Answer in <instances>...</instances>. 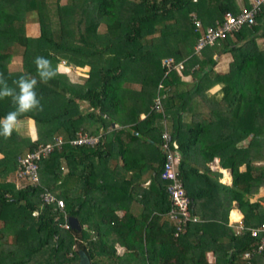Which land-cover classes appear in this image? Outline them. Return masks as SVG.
<instances>
[{
	"label": "trees",
	"instance_id": "obj_1",
	"mask_svg": "<svg viewBox=\"0 0 264 264\" xmlns=\"http://www.w3.org/2000/svg\"><path fill=\"white\" fill-rule=\"evenodd\" d=\"M247 5L248 0H0V73L8 84L16 87L21 75L39 81L36 57L49 59L58 73L37 84L42 110L19 118L28 120L35 140L15 130L7 139L0 136V264H80L83 258L86 264H264V251L243 258L256 242L248 230L264 223V197L249 201L264 187V6L254 25L194 51L206 27ZM222 55L230 62L215 70ZM15 56L20 69L11 71ZM166 58L182 62V69L165 74ZM215 86L218 91L210 93ZM157 95L163 96L161 112L151 110ZM13 110L11 98L0 99V118ZM163 122L177 144L189 213L198 219L176 236L165 216L167 183L160 179ZM111 123L119 128L103 141L98 133ZM80 131L98 141L68 145ZM55 137L64 144L38 161L37 184L17 178L16 159ZM135 143L149 148L139 162L130 154ZM113 152L130 178L104 166ZM214 158L230 170V186L218 184V174L208 175L206 164ZM147 171L149 182L142 187ZM197 177L202 188L195 186ZM43 193L62 200L63 208L39 200ZM233 202L243 216L241 231L227 225ZM132 203L140 205V215L130 213ZM63 215L75 218L79 230L62 229Z\"/></svg>",
	"mask_w": 264,
	"mask_h": 264
},
{
	"label": "built area",
	"instance_id": "obj_2",
	"mask_svg": "<svg viewBox=\"0 0 264 264\" xmlns=\"http://www.w3.org/2000/svg\"><path fill=\"white\" fill-rule=\"evenodd\" d=\"M264 6V0H248L247 7H242L236 14L230 12L224 13L221 21H215L213 26H208L203 30V33L197 38L194 46V51L197 53L205 46H212L224 40L228 35L238 31L242 27H249L254 25L255 17ZM195 27H199L198 21L194 22ZM162 67L165 69V74L172 70H181L182 62L175 63L173 59L166 58L161 61ZM162 88V84L157 85V91ZM161 98L163 96H156L153 100L151 110L154 112H161ZM97 137L89 136L87 133L78 132L74 139L68 141L70 146H92L98 141ZM32 141L35 138H31ZM64 140L61 137H55L47 144L37 145L31 152L18 157L16 159V176L17 178H26L32 185L37 184V163L40 159L48 156L54 150H60ZM158 148L164 157L160 179L165 181V192L169 201V209L165 213L167 219L175 226V236L183 229L187 223H194L198 219L191 216L188 210L189 199L186 196L181 180L178 177L177 164L179 155L177 152V144L172 140L170 133L166 129L163 122V129L160 133ZM39 200L44 203L55 202L57 208H63V201L55 199L52 194L43 193L39 195ZM64 222L61 228L67 230L69 228L67 217L63 215ZM242 227H239V231ZM249 236L255 239V247L246 251L243 258L247 259L253 254H258L264 251V223L255 228L248 230Z\"/></svg>",
	"mask_w": 264,
	"mask_h": 264
},
{
	"label": "clouds",
	"instance_id": "obj_3",
	"mask_svg": "<svg viewBox=\"0 0 264 264\" xmlns=\"http://www.w3.org/2000/svg\"><path fill=\"white\" fill-rule=\"evenodd\" d=\"M34 63L37 67L39 81L35 77L21 75L13 81L16 87H12L8 84L4 73H0V99L11 98L14 105L13 111L0 118V136L6 139L16 129L20 117L29 112L42 110V105L36 93L37 84L40 82L47 84L58 74L56 69L52 67L51 61L45 57H36Z\"/></svg>",
	"mask_w": 264,
	"mask_h": 264
},
{
	"label": "crops",
	"instance_id": "obj_4",
	"mask_svg": "<svg viewBox=\"0 0 264 264\" xmlns=\"http://www.w3.org/2000/svg\"><path fill=\"white\" fill-rule=\"evenodd\" d=\"M257 41H260L258 45H261V40H257ZM229 61V58L227 56H220L218 61H217V64L216 66H218L217 68H221V71H223L225 68L224 66L228 63ZM189 77H185L184 80H188ZM213 88H218V86H215ZM144 118V114L140 113L139 116H138V119L141 120ZM113 124V126L111 125ZM109 125V128L103 132V131H99L98 134H101L103 135V138L105 141V139L109 140L108 139V136L110 134V132L114 129H117L119 128L118 125H116L115 123H111ZM28 130H30V127L27 128ZM29 133V131H28ZM133 135H136L135 132H132ZM29 137L30 134H28ZM149 141V140H148ZM141 146V145H140ZM138 144H133L131 146V150H130V154L133 158H136L139 162V156L142 154L140 153L141 151H143V154L144 156H146L145 152L148 151V150H142L140 149V147ZM106 150V149H105ZM111 161H107V162H103L104 166H107L108 168H115V170H117L121 175H123L125 177V179H128L130 178L131 176V172H127L125 174V171L122 169V164H123V159L121 158V156L119 155L118 152H113L111 157H110ZM102 164V165H103ZM206 166L208 167L209 169V172H208V175L210 177L213 176V174H218V176L216 177V180H217V183L218 184H221L223 186H230L231 184V174H230V170L229 169H222L220 166H219V160L217 158H214L210 163L206 164ZM201 172V170H200ZM149 171L145 172V173H142V178L144 181H140L141 183V186L142 187H146L148 182H149ZM194 183H195V186L196 188H202L203 185H204V181L203 179L197 177L194 179ZM194 186V184H193ZM261 197H264V187H261L258 189V193L249 198V201L252 202L254 200H258L259 198ZM139 198V197H137ZM263 207H264V204L263 203H260ZM204 211H202L203 213ZM124 211H118L117 214L119 216H122L124 215ZM130 213L133 215V216H138L141 214V207L140 205L136 204V203H132L131 206H130ZM233 213H238V217H234V214ZM242 219H243V216L242 214L237 210L236 206H235V203L233 202L232 203V207L231 209L229 210L228 212V216H227V225L229 227H232L234 230H238L239 231V227L241 226L242 227ZM207 259L208 261L212 262L213 261V258H212V255L210 253L207 254Z\"/></svg>",
	"mask_w": 264,
	"mask_h": 264
},
{
	"label": "rangeland",
	"instance_id": "obj_5",
	"mask_svg": "<svg viewBox=\"0 0 264 264\" xmlns=\"http://www.w3.org/2000/svg\"><path fill=\"white\" fill-rule=\"evenodd\" d=\"M66 2V0H60V4H64ZM33 20V18H31L30 19V22H33L32 21ZM30 29L28 30L29 32H32V27H33V25H31V24H28L27 25ZM31 26V27H30ZM102 28L100 27V30H101ZM260 41H257V43L258 44H260L259 43ZM20 59H19V57L17 56H15L14 58H13V60L10 62V64H9V66H8V68H9V70H11V71H17V70H19L20 69V61H19ZM230 62V60L228 61V63ZM227 63V64H228ZM227 64L224 66V68H226L227 67ZM218 66H215V70H218V71H221V68H217ZM79 69V68H78ZM57 70H58V72H60L61 73V71L63 70L62 69V67H60V66H58L57 65ZM63 73H65V72H63ZM72 74V73H71ZM129 87L130 88H132V89H137L138 88V86L137 85H129ZM218 91V88H211L210 89V93H215V92H217ZM79 105V110L81 111H86L88 108H86L85 107V105H83L82 103L81 104H78ZM86 109V110H85ZM81 111V112H82ZM28 127H30V124H29V122H28V120H20L19 121V124L17 125V127H16V129H15V131L19 134V135H21L22 137H28V138H30L31 139V137H29L28 136V134H30V130H28L27 128ZM28 131H29V133H28ZM36 134V133H35ZM35 138V137H34ZM138 145L140 146V144L138 143ZM140 149H142V150H148L149 148H147L144 144H141V146L139 147ZM18 151V150H17ZM147 152V151H146ZM117 250H118V252H121V250L119 249V248H117Z\"/></svg>",
	"mask_w": 264,
	"mask_h": 264
},
{
	"label": "water",
	"instance_id": "obj_6",
	"mask_svg": "<svg viewBox=\"0 0 264 264\" xmlns=\"http://www.w3.org/2000/svg\"><path fill=\"white\" fill-rule=\"evenodd\" d=\"M111 125L113 126V124H111ZM67 222H68L70 228L79 230V225H78V222H77V220L75 218L69 217L68 220H67ZM80 264H86L84 258L81 259Z\"/></svg>",
	"mask_w": 264,
	"mask_h": 264
}]
</instances>
